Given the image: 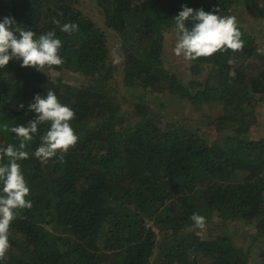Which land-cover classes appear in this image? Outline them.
I'll use <instances>...</instances> for the list:
<instances>
[{
  "label": "trees",
  "instance_id": "1",
  "mask_svg": "<svg viewBox=\"0 0 264 264\" xmlns=\"http://www.w3.org/2000/svg\"><path fill=\"white\" fill-rule=\"evenodd\" d=\"M94 2L102 26L86 0H0V21L14 18L36 37L55 31L64 61L44 73L16 60L0 69V124L26 126L33 97L52 90L75 112L79 138L63 162L41 163L32 154L45 124L25 149L32 207L17 210L0 264H264V136H250L264 99V41L237 21L242 51L189 62L187 79L164 60L182 5L264 26V0ZM53 18L79 31L64 33ZM110 52L121 55L120 72ZM172 100L197 116L153 110ZM212 101L216 117L200 111ZM8 143L18 141L0 131V147ZM238 219L252 221L246 243L229 231Z\"/></svg>",
  "mask_w": 264,
  "mask_h": 264
},
{
  "label": "clouds",
  "instance_id": "2",
  "mask_svg": "<svg viewBox=\"0 0 264 264\" xmlns=\"http://www.w3.org/2000/svg\"><path fill=\"white\" fill-rule=\"evenodd\" d=\"M181 7L182 10L173 18L175 56H183L191 62L211 57L217 52L231 50L235 53L243 50L244 41L235 16H219L218 8L213 14L203 9ZM188 21H191V27L187 26ZM52 23L69 35L79 31L75 23L60 26L54 18ZM61 47L62 41L56 38L55 31L36 37L33 31L19 26L14 18L5 17L0 21V69L6 68L10 60H16L21 62L22 68H33L44 73V69L64 63L59 54ZM119 62L118 58L114 60V63ZM17 107L23 109L25 106L21 103ZM27 111L33 113V118L26 126L20 124L13 127L6 122L0 124V131L14 134V139L18 141V144L8 143L0 147V261L6 259L11 246L9 228L16 218L17 210L32 207V202L26 199L30 189L20 163L29 158L30 154L25 149L38 134L40 126L45 124L48 127L39 136L40 144L32 154L41 163L46 164L54 157L63 162L64 155L76 146L79 139L70 123L75 119V112L61 104L52 90L47 91L45 97L36 94ZM190 219L196 228L203 230L206 227L205 217L194 213Z\"/></svg>",
  "mask_w": 264,
  "mask_h": 264
},
{
  "label": "rangeland",
  "instance_id": "3",
  "mask_svg": "<svg viewBox=\"0 0 264 264\" xmlns=\"http://www.w3.org/2000/svg\"><path fill=\"white\" fill-rule=\"evenodd\" d=\"M85 7L89 11V16L92 17L94 23H96L98 26H102L104 19L101 15L100 9L96 7V4L94 0H86ZM235 17L237 18V21L246 22L247 24H252L253 26V32L256 34V39L260 41L262 39L264 41V26L257 23H253L251 18L246 14L241 13H235ZM175 42H171V46L165 49V56L164 60L166 62V65L169 67V69L174 72L176 75L183 77L184 79H187L189 77V61H186L183 56L177 57L173 53V48L175 47ZM264 46V44H262ZM119 59V63H114L115 59ZM110 62H113L118 68L119 72L121 70V62L122 57L121 55L114 54L113 52H110ZM120 79V74H119ZM72 83L73 81H69ZM203 110L200 111L203 114L211 115L213 117H216L220 115L221 106L216 103L215 101L203 103ZM200 109V108H199ZM154 111L158 113H162L165 117H171V119L179 118L180 116L185 114L189 115L190 117H196L197 112H194L193 108L188 106V103L186 100H180L178 102H174L173 100L167 105L165 108H160L159 106H156L153 108ZM256 114V124L251 129L250 136L251 138H256L260 132L261 135L264 136V99L259 97L258 98V104L256 106L255 110ZM170 119V118H169ZM264 197V194H263ZM253 227L252 221L248 222L246 219H238L234 223H231L229 225V231L233 238H236L240 242L246 243L248 241V235L251 231V228Z\"/></svg>",
  "mask_w": 264,
  "mask_h": 264
}]
</instances>
